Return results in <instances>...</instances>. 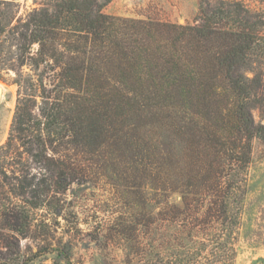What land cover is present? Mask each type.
I'll list each match as a JSON object with an SVG mask.
<instances>
[{
	"label": "trees",
	"instance_id": "obj_1",
	"mask_svg": "<svg viewBox=\"0 0 264 264\" xmlns=\"http://www.w3.org/2000/svg\"><path fill=\"white\" fill-rule=\"evenodd\" d=\"M9 7L0 1V37L20 41V71H40L35 79L20 72L15 81V113L1 150L15 140L65 192L84 175L65 159L66 151L123 154V122L159 123L184 146L174 166L157 154L155 186L180 193L185 208L208 200L203 226L217 222L221 234L237 229L233 205L239 207L245 194L251 142L264 143V125L249 111V78L241 71L264 45L260 22L242 15L236 3L201 5L197 24L175 25L108 16L96 0H55L51 10L8 28ZM81 88H113L121 98L109 95L101 113Z\"/></svg>",
	"mask_w": 264,
	"mask_h": 264
},
{
	"label": "rangeland",
	"instance_id": "obj_2",
	"mask_svg": "<svg viewBox=\"0 0 264 264\" xmlns=\"http://www.w3.org/2000/svg\"><path fill=\"white\" fill-rule=\"evenodd\" d=\"M0 1L10 4L13 20L8 28L21 26L33 12L51 10L55 3ZM96 1L108 16L175 25L197 24L201 5L236 3L242 15L260 22L264 37V0ZM2 38L0 148L7 143L15 113L19 89L15 81L20 72L35 79L40 71L28 66L20 71L16 61L20 41ZM241 71L251 86V116L264 125L263 44ZM81 89L85 101L98 105L101 113L109 95L121 98L113 88ZM115 89L124 93L132 88ZM36 101L39 104V97ZM158 124L123 122V154L111 148L87 154L66 151L62 155L67 154L65 159L84 175L65 192L52 185V173L15 140L10 149H0V264H264V143L251 142L245 194L239 207L233 205L239 225L221 234L217 222L203 226L199 221L208 200L197 209L185 208L180 193H165L152 181L157 154L168 158L167 166L173 165L184 146L167 126Z\"/></svg>",
	"mask_w": 264,
	"mask_h": 264
},
{
	"label": "built area",
	"instance_id": "obj_3",
	"mask_svg": "<svg viewBox=\"0 0 264 264\" xmlns=\"http://www.w3.org/2000/svg\"><path fill=\"white\" fill-rule=\"evenodd\" d=\"M57 264H68V263H64V262H62V263H57Z\"/></svg>",
	"mask_w": 264,
	"mask_h": 264
},
{
	"label": "water",
	"instance_id": "obj_4",
	"mask_svg": "<svg viewBox=\"0 0 264 264\" xmlns=\"http://www.w3.org/2000/svg\"><path fill=\"white\" fill-rule=\"evenodd\" d=\"M1 93V92H0Z\"/></svg>",
	"mask_w": 264,
	"mask_h": 264
}]
</instances>
